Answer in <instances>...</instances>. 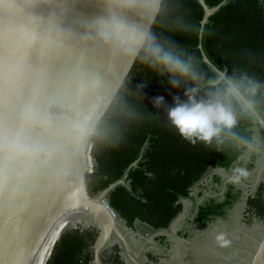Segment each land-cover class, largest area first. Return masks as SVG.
<instances>
[{
	"label": "clouds",
	"instance_id": "clouds-1",
	"mask_svg": "<svg viewBox=\"0 0 264 264\" xmlns=\"http://www.w3.org/2000/svg\"><path fill=\"white\" fill-rule=\"evenodd\" d=\"M21 10L19 3L0 0L6 18ZM162 11L163 0H104L89 24L112 53L167 76L174 89L183 87L167 108L168 125L193 145L233 150V171L247 175L242 164L264 159V81L216 65L209 75L175 41L133 18L155 21ZM66 38L51 21L0 26V191L62 176L77 144L102 137L114 115L89 102L99 81L85 74L50 76L48 64ZM153 101L159 107L165 97ZM242 121L249 135L238 131Z\"/></svg>",
	"mask_w": 264,
	"mask_h": 264
},
{
	"label": "trees",
	"instance_id": "trees-1",
	"mask_svg": "<svg viewBox=\"0 0 264 264\" xmlns=\"http://www.w3.org/2000/svg\"><path fill=\"white\" fill-rule=\"evenodd\" d=\"M204 1L213 9L225 0ZM204 19L205 11L198 0H163V11L152 30L159 38L175 41L209 75L211 66L216 65L226 67L229 74L246 71L264 81V0H228L203 25ZM183 91V87L172 88L167 76L157 75L137 60L111 108L114 115L106 122L104 135L93 139L89 191L97 195L124 181L107 200L130 229L137 223L155 231L168 229L182 213L183 200L190 198L193 187L209 171H233L237 156L233 150L217 151L199 142L193 145L168 125L167 108L172 97ZM159 95L165 97V103L156 107L153 97ZM247 128L242 121L238 131L249 135ZM259 131L264 134V129ZM257 162L254 159L245 164L247 173ZM214 183L221 186L223 180L216 176ZM240 192L233 184L227 185L223 202L211 198L199 207L198 221L207 225L225 218ZM249 207L264 221V185L249 201ZM98 238V230L92 227L67 230L48 264H95ZM120 252L118 246L105 250L101 264H126Z\"/></svg>",
	"mask_w": 264,
	"mask_h": 264
},
{
	"label": "water",
	"instance_id": "water-1",
	"mask_svg": "<svg viewBox=\"0 0 264 264\" xmlns=\"http://www.w3.org/2000/svg\"><path fill=\"white\" fill-rule=\"evenodd\" d=\"M4 2L19 3L22 10L16 17L6 18L0 13V26L29 19H38L45 23L51 21L67 37L57 55L48 64L47 70L52 79L85 74L99 81L101 85L89 102L102 111L114 106L137 60L118 56L95 39L89 21L100 13L104 0ZM198 2L205 11L204 25L208 17L219 11L228 0L213 9L204 0ZM133 18L139 23L151 25L152 29L157 20L156 18L152 21L138 15ZM200 48L202 49L201 45ZM204 59L210 64L207 57L204 56ZM92 147L93 139L77 144L66 161L62 176L0 191V264H32L59 220L71 213H82L83 216L70 226L92 227L99 232L94 246L95 264H101L100 256L103 251L115 246L111 245L114 235L125 243L118 230V225L124 222L107 200V195L116 186L124 184V181L111 185L97 195L90 193L87 180L92 173ZM250 264H264V237L258 243Z\"/></svg>",
	"mask_w": 264,
	"mask_h": 264
},
{
	"label": "rangeland",
	"instance_id": "rangeland-1",
	"mask_svg": "<svg viewBox=\"0 0 264 264\" xmlns=\"http://www.w3.org/2000/svg\"><path fill=\"white\" fill-rule=\"evenodd\" d=\"M245 164H242V167L246 171ZM92 171V166H91ZM219 176L222 178L224 185L216 186L214 185V178ZM233 184L234 186L241 187L245 190L247 194H250L252 191L256 190L261 184L264 183V159L258 160L256 167L252 172L247 175H241L240 173L225 172L224 170H211L207 175L198 183L192 190L194 196H199V193L204 197L196 199V203L190 200H183L184 212H182L172 227L168 230L155 231L148 226H145L141 223H137L135 228L130 230L125 227V224L118 225V230L125 239V243L121 239L114 235L111 241V245H117L121 248L122 258L128 264H191L197 258H193L192 261L187 260L188 257V247L189 243L185 240L187 236L181 234L186 230L190 229V226H186L195 218L197 212L198 203H204L205 200L211 199L213 197L219 196L221 192L225 189V184ZM240 208L239 213L242 211ZM235 220L233 225L229 226H217L211 230L205 229V232H197V235L207 240L208 244L202 246L203 254H206L208 258L205 260L204 264H242L243 255L240 253L244 251H253L256 244L261 241V238L264 234V228L261 227V230L252 228L249 230L246 226H241ZM241 223V222H240ZM75 226H70L68 230L74 228ZM193 229V228H192ZM235 234L236 237L230 238L225 236L224 243L230 247V253L225 252L227 247L221 248L217 246L218 238H221V234ZM167 238L166 244L160 240V238ZM251 238L253 243L250 244L247 239ZM234 239V240H233ZM170 243L171 246L167 244ZM194 244V248L200 246L199 242H191ZM218 247V251L216 248ZM111 248V247H109ZM108 248V249H109ZM199 250V248H198ZM224 250V252H223ZM208 251L211 253V257L208 256ZM239 253V254H238ZM159 255L161 258L160 261L154 262L151 261V255ZM223 256V260L219 256ZM205 259V258H204ZM203 259V260H204ZM202 264V263H201Z\"/></svg>",
	"mask_w": 264,
	"mask_h": 264
},
{
	"label": "flooded vegetation",
	"instance_id": "flooded-vegetation-1",
	"mask_svg": "<svg viewBox=\"0 0 264 264\" xmlns=\"http://www.w3.org/2000/svg\"><path fill=\"white\" fill-rule=\"evenodd\" d=\"M218 170H220V169H218ZM228 183L229 182H227L225 184L226 186H225V189L223 190V192H221L219 194V196L213 197L212 199H217L219 202H223L225 200V193H226V190H227V185H229ZM214 185H216L217 187L219 186L216 183H214ZM223 185H224V183H222L221 186H223ZM262 185H264V183L261 184L259 187H261ZM259 187L256 190L252 191L250 194H247L243 188H241V187L239 188V187L236 186L237 189L241 190V192L239 193L240 196H239L238 200L236 201V203L232 207L228 208L227 216L225 218L218 219L217 223H211V224H207L206 225V224L200 223L198 221L199 207L203 204L202 202L201 203H198L197 212H196L195 218H193V220H190L191 222H189V224L186 225V226H190L191 228L188 229V230H186L185 232L181 233V234H184L185 236H187V239L185 241L187 243H189V247H188L189 252H188V257H186V259L192 261L193 258H195V257L197 258L191 264H201V263L204 264L205 260L207 261V259H208V258H206L207 255L202 253V252H204L202 250V246L207 245L208 242L204 238L205 235H203L202 237H200L199 235H197V232H199L201 234V232H203V231L205 232V229L211 230L213 228H216L217 226H229V225H233L234 224L233 223L234 220L236 222H238L240 220L241 223L239 222L238 224H241V226H246V228H248L249 230H252V228H256L257 230H261V227L264 228V221H261L259 218H257L256 215H255V213L252 212L250 210V207H249V201L251 199H254L255 198ZM192 190H191V193H190V198L189 199H185V200H190L192 202L194 201L196 203V201H197L196 199H199L200 200L201 198L204 197L200 193H199V196H197V197L194 196L192 194ZM205 201H207V200H205ZM183 206H184V204H183ZM240 208H242L241 209L242 211L239 213V211H240L239 209ZM184 210H185V208H183V211L182 212H184ZM82 216H83V214H82ZM176 219L173 221V223L170 225V227L168 229H170L172 227V225L174 224V222L176 221ZM125 227L128 228L127 226H125ZM128 229H130V228H128ZM168 229H165V230H168ZM130 230H132V229H130ZM158 231H162V230H158ZM225 236L230 237V238H233V237H236V235L233 234V233L230 234V235H229V233H227V234L222 233L221 234V238H218L217 246H219L221 248H224L226 246L227 247L226 248L227 250L225 252L230 253L231 252L230 251V247L228 245H225V243H224V240H225L224 237ZM263 237H264V234H263ZM162 238H160V240H158V241H161L164 244H166L167 238H163V239ZM247 240H248V242L250 244L253 243V240L251 238H249ZM191 242H196V243L199 242L200 243L199 244L200 246H197V248L195 249L193 247L194 244H190ZM167 245L168 246H171L170 243H168ZM256 245L258 247V244H256ZM116 246L117 245H115L114 247H116ZM257 247H255L253 249V251H244V250H242L240 252L243 255V260H242L243 263L242 264H250V262L252 260V256L255 253ZM198 248H199V250H198ZM120 250H121V248H120ZM216 250L218 251V247L216 248ZM103 252H105V251H103ZM223 252H224V250H223ZM210 253H211L210 251H208V253H207L209 257L212 256ZM120 255L122 257L121 252H120ZM219 258H221V260H223L222 254H221V256H219ZM150 259H151V261H154V262H157L158 263L161 258L159 257V255H154L153 254V255L150 256ZM123 261L126 264H128L124 259H123Z\"/></svg>",
	"mask_w": 264,
	"mask_h": 264
},
{
	"label": "bare ground",
	"instance_id": "bare-ground-1",
	"mask_svg": "<svg viewBox=\"0 0 264 264\" xmlns=\"http://www.w3.org/2000/svg\"><path fill=\"white\" fill-rule=\"evenodd\" d=\"M82 213H71L63 217L56 226L53 228L51 233L48 235L44 244L41 246L39 252L36 254L32 264H48L54 245L58 241L60 235L66 230L72 223L77 221Z\"/></svg>",
	"mask_w": 264,
	"mask_h": 264
}]
</instances>
